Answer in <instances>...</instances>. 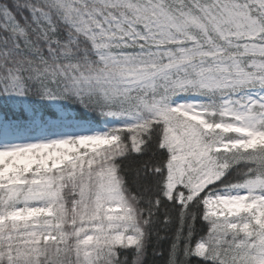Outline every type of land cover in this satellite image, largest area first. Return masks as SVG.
<instances>
[{"label":"snow or ice","instance_id":"1","mask_svg":"<svg viewBox=\"0 0 264 264\" xmlns=\"http://www.w3.org/2000/svg\"><path fill=\"white\" fill-rule=\"evenodd\" d=\"M157 257L264 264V0H0V264Z\"/></svg>","mask_w":264,"mask_h":264},{"label":"trees","instance_id":"2","mask_svg":"<svg viewBox=\"0 0 264 264\" xmlns=\"http://www.w3.org/2000/svg\"><path fill=\"white\" fill-rule=\"evenodd\" d=\"M149 258L151 259V253L149 254ZM155 259H156L157 264H162V260L160 257H157Z\"/></svg>","mask_w":264,"mask_h":264}]
</instances>
